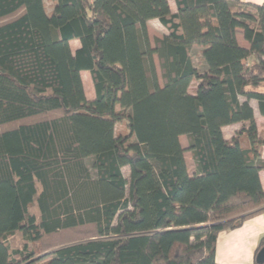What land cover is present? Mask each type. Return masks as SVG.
Listing matches in <instances>:
<instances>
[{
  "label": "trees",
  "instance_id": "16d2710c",
  "mask_svg": "<svg viewBox=\"0 0 264 264\" xmlns=\"http://www.w3.org/2000/svg\"><path fill=\"white\" fill-rule=\"evenodd\" d=\"M45 1L0 0V264H216L264 213V5ZM61 231L86 239L50 251Z\"/></svg>",
  "mask_w": 264,
  "mask_h": 264
},
{
  "label": "crops",
  "instance_id": "0c3cea01",
  "mask_svg": "<svg viewBox=\"0 0 264 264\" xmlns=\"http://www.w3.org/2000/svg\"><path fill=\"white\" fill-rule=\"evenodd\" d=\"M241 1L255 5H264V0ZM48 4V6L51 7V3L48 2ZM168 6L171 13L176 12L174 0H168ZM153 32H157V34H154ZM147 33L149 39L151 36L160 39L167 34V31L157 19H153L147 22ZM238 41L240 46L248 48L247 42H245L240 36L238 37ZM79 47L80 43L78 40L69 41V48L72 53H74ZM80 78L86 100L92 101L94 99V91L89 72L81 71ZM250 106L254 112V120L258 132H263L264 116L259 114L257 103L255 101H250ZM240 128V124L223 126L221 128L223 138L225 140H230ZM182 137L183 136L180 138ZM258 177L261 188L264 189V169L259 171ZM262 240H264V213L246 220L243 225L237 229L219 233L215 249L216 264H256L255 256L257 252L264 247V244L261 246Z\"/></svg>",
  "mask_w": 264,
  "mask_h": 264
},
{
  "label": "rangeland",
  "instance_id": "374dc122",
  "mask_svg": "<svg viewBox=\"0 0 264 264\" xmlns=\"http://www.w3.org/2000/svg\"><path fill=\"white\" fill-rule=\"evenodd\" d=\"M45 4L49 5L48 4V1L46 0L45 1ZM154 34L157 32H153ZM153 39H154V36H151L150 38V44L153 46ZM153 60H154V65H155V69H156V73H157V76H158V79H159V83L161 85V80H160V69H159V65H158V60H157V57L154 56L153 57ZM194 89H195V83H192L190 88H189V93H193L194 92ZM120 126L117 125L116 127V131L120 130ZM180 140V144L182 147H185L187 148L188 146V139L186 136H183L182 138L179 139ZM184 158H185V161H186V164H187V168H188V171L189 173L192 172L193 170V167H194V163H193V160H192V157H191V153L186 151L184 153ZM88 165V163H87ZM89 166V165H88ZM122 171V174L124 176L125 179H128V175H129V169L128 167H123L121 169ZM84 234H82V231H61L53 236H51L50 238H47L46 240V244H48L49 246L52 247V250L50 251H53V250H56L58 249L59 247L63 246V245H66V244H69V243H72V242H76V241H80V240H84L86 238H84ZM17 241H14L13 242V245H17Z\"/></svg>",
  "mask_w": 264,
  "mask_h": 264
},
{
  "label": "water",
  "instance_id": "95a60500",
  "mask_svg": "<svg viewBox=\"0 0 264 264\" xmlns=\"http://www.w3.org/2000/svg\"><path fill=\"white\" fill-rule=\"evenodd\" d=\"M256 264H264V247H262L255 256Z\"/></svg>",
  "mask_w": 264,
  "mask_h": 264
}]
</instances>
